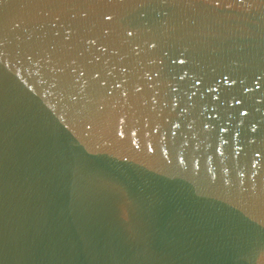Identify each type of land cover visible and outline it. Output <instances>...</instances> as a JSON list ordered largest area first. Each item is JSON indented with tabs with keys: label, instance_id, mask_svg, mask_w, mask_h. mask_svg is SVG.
I'll return each mask as SVG.
<instances>
[{
	"label": "water",
	"instance_id": "water-1",
	"mask_svg": "<svg viewBox=\"0 0 264 264\" xmlns=\"http://www.w3.org/2000/svg\"><path fill=\"white\" fill-rule=\"evenodd\" d=\"M0 0V264H264V0Z\"/></svg>",
	"mask_w": 264,
	"mask_h": 264
},
{
	"label": "snow or ice",
	"instance_id": "snow-or-ice-1",
	"mask_svg": "<svg viewBox=\"0 0 264 264\" xmlns=\"http://www.w3.org/2000/svg\"><path fill=\"white\" fill-rule=\"evenodd\" d=\"M42 4H44L46 6H55L58 3L53 2V0H45V2H42Z\"/></svg>",
	"mask_w": 264,
	"mask_h": 264
}]
</instances>
